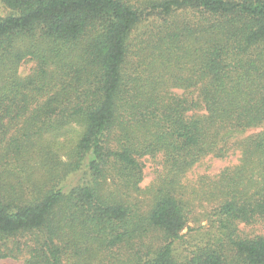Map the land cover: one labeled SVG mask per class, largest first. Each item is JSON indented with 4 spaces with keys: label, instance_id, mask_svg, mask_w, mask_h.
Instances as JSON below:
<instances>
[{
    "label": "trees",
    "instance_id": "obj_1",
    "mask_svg": "<svg viewBox=\"0 0 264 264\" xmlns=\"http://www.w3.org/2000/svg\"><path fill=\"white\" fill-rule=\"evenodd\" d=\"M1 1L0 259L264 264V234L239 231H264V173L252 169L264 164V0ZM235 151L215 179L184 183L206 156ZM147 156L161 169L141 212L120 195L141 193ZM79 171L91 175L66 181ZM108 174L116 190L103 191ZM194 201L219 203L217 234L180 260Z\"/></svg>",
    "mask_w": 264,
    "mask_h": 264
},
{
    "label": "rangeland",
    "instance_id": "obj_2",
    "mask_svg": "<svg viewBox=\"0 0 264 264\" xmlns=\"http://www.w3.org/2000/svg\"><path fill=\"white\" fill-rule=\"evenodd\" d=\"M9 9L0 0V16H5L9 13ZM35 63L31 60H26L21 63L19 68V74L21 76H26L30 73ZM176 92L181 93L180 89ZM260 128H254L246 130L242 136H247L259 131ZM58 157L65 162H70L69 157L63 153H59ZM239 152L235 151L224 158H217L212 155H208L203 158L198 164H196L190 171L186 173L183 181L187 185H197L200 180H211L215 179L222 170L227 167H233L239 162ZM143 163V178L139 184L141 188V193L137 194L135 192L126 193L124 190L121 192L122 197L127 199L131 204L139 206L141 212L147 211L151 207L153 201L151 194L147 193L145 190L149 187L157 174V171L161 169L160 158L159 157H144L141 159ZM252 169L257 172L264 173V164H260L257 161L252 166ZM78 171V170H77ZM76 171V172H77ZM68 172L66 181L68 182L70 178H73L74 182H80L85 178L90 177V172L79 171L77 174H71ZM109 178L105 185H103V191L112 189L116 190V186L120 185L116 180L112 179L111 174H108ZM59 179V177H57ZM65 177H61L60 181H64ZM218 202H206V201H194L188 206L186 211L187 223L186 227L183 229V237L174 243L175 253L180 260H184L189 252L194 248L196 244H200L202 239L205 237L217 234V223L214 222L213 209L218 206ZM240 235L242 236H254L259 234H264L263 227L260 223L253 224H239ZM152 242L155 245H161L164 242L165 236L159 232L154 231L152 234ZM118 252V251H117ZM105 255V254H104ZM115 260H122L121 256H113ZM0 264H23L22 259L5 258L0 259Z\"/></svg>",
    "mask_w": 264,
    "mask_h": 264
}]
</instances>
